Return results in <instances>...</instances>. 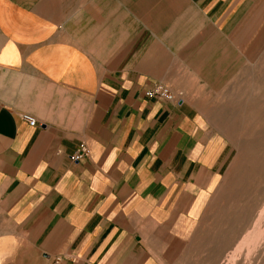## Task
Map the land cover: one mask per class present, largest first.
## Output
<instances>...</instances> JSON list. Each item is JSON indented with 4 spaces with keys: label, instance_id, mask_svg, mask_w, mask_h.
<instances>
[{
    "label": "crops",
    "instance_id": "obj_1",
    "mask_svg": "<svg viewBox=\"0 0 264 264\" xmlns=\"http://www.w3.org/2000/svg\"><path fill=\"white\" fill-rule=\"evenodd\" d=\"M251 58L264 0H0V264H185L232 153L197 96Z\"/></svg>",
    "mask_w": 264,
    "mask_h": 264
},
{
    "label": "rangeland",
    "instance_id": "obj_2",
    "mask_svg": "<svg viewBox=\"0 0 264 264\" xmlns=\"http://www.w3.org/2000/svg\"><path fill=\"white\" fill-rule=\"evenodd\" d=\"M234 61L235 71L243 66ZM247 70L235 72L231 98L197 96L232 153L186 244L185 264H264V64L251 58Z\"/></svg>",
    "mask_w": 264,
    "mask_h": 264
},
{
    "label": "built area",
    "instance_id": "obj_3",
    "mask_svg": "<svg viewBox=\"0 0 264 264\" xmlns=\"http://www.w3.org/2000/svg\"><path fill=\"white\" fill-rule=\"evenodd\" d=\"M146 99H155L166 101L170 103L180 104L183 100L182 92L172 91L167 85L162 83H155L143 93ZM22 119L33 127L36 125L35 120L28 116L23 115ZM88 155V150L84 145H80L77 150L70 156V160L73 162H79L84 160Z\"/></svg>",
    "mask_w": 264,
    "mask_h": 264
}]
</instances>
